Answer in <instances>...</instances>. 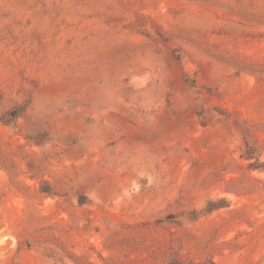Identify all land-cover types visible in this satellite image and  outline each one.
I'll return each instance as SVG.
<instances>
[{
  "label": "rangeland",
  "instance_id": "rangeland-1",
  "mask_svg": "<svg viewBox=\"0 0 264 264\" xmlns=\"http://www.w3.org/2000/svg\"><path fill=\"white\" fill-rule=\"evenodd\" d=\"M246 126L264 0H0V264H264Z\"/></svg>",
  "mask_w": 264,
  "mask_h": 264
},
{
  "label": "trees",
  "instance_id": "trees-1",
  "mask_svg": "<svg viewBox=\"0 0 264 264\" xmlns=\"http://www.w3.org/2000/svg\"><path fill=\"white\" fill-rule=\"evenodd\" d=\"M17 112L18 110H13L5 113L4 118H8V120H4V123L14 119L17 115ZM240 129L244 141V150L241 154V158L248 162V168L250 170L264 171V160H260V157L264 152L263 141L258 140V138L254 136L250 127L246 126ZM169 251H171V249L168 250V252ZM166 258V264H214L211 260L205 261L203 263L185 261L180 259L175 252H169ZM105 263L108 264L107 261H105Z\"/></svg>",
  "mask_w": 264,
  "mask_h": 264
}]
</instances>
